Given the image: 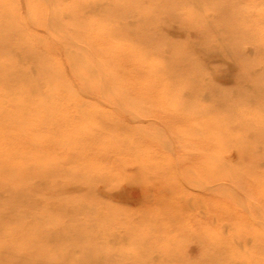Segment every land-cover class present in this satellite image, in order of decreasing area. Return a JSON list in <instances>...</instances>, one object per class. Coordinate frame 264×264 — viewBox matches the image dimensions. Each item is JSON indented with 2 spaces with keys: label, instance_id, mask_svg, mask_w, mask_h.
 Returning <instances> with one entry per match:
<instances>
[{
  "label": "rangeland",
  "instance_id": "374dc122",
  "mask_svg": "<svg viewBox=\"0 0 264 264\" xmlns=\"http://www.w3.org/2000/svg\"><path fill=\"white\" fill-rule=\"evenodd\" d=\"M21 1L0 0V98L34 139L0 161V264H264V0H31L140 59L141 92L67 77L62 106L40 60L61 41Z\"/></svg>",
  "mask_w": 264,
  "mask_h": 264
},
{
  "label": "bare ground",
  "instance_id": "6f19581e",
  "mask_svg": "<svg viewBox=\"0 0 264 264\" xmlns=\"http://www.w3.org/2000/svg\"><path fill=\"white\" fill-rule=\"evenodd\" d=\"M20 1L21 0H19V3H22V1ZM23 2H26L24 6L26 10H24L23 8V10L21 11H23L24 15L22 16L25 18V20L31 22L36 21L41 24H46L47 26L48 24H55V21L56 23L59 22V13L62 15L63 12L70 11V9L68 8L69 5L66 6L67 8L62 9L56 3L50 9V13L52 14L51 15L49 14V11L44 9H41L40 12L29 9L26 5H33L34 2L31 0H23ZM8 5H10V3H8ZM72 12L74 13L73 10ZM64 23L62 26L63 28H60L62 30L58 29V26L60 27V24L54 27L48 26V37H50L49 34L51 36L52 34L55 36L58 35V40L59 42L61 41V43L58 47H55L53 44L44 47V52L42 53V56H40V60L50 66V75L47 76V78H45V80H43L42 82V91L44 92L46 89V94L43 93V95L50 96V93L47 92L49 90L50 92L52 91L53 94H59V92H62L64 94V99H55L53 97L54 99L50 101V103H55L58 106H62L67 103L68 97L74 95V92H72L71 88L66 86V82H70L67 77H71V81L80 86H86L85 83L88 82L87 85L93 91L99 93L107 92L114 94L118 93V91L121 90L131 93H139L142 91V88H144L145 86L136 79L135 73L129 66L126 69L127 63H125L128 58V54L131 55L134 58L135 62L137 61V63L140 62V59L135 58L132 49L124 43L102 44L99 40H97L100 39V33H106V28L103 23H98L94 18H85L79 21L75 20L72 22L64 21ZM78 25L83 27L93 25L94 33H91L93 31L78 30ZM64 28L65 30H63ZM79 41L84 42L83 45L90 51L94 48L98 52L95 51V55L89 54L88 52L85 53L82 46H80ZM89 41L91 42V44H89ZM121 52H127V57L124 56ZM45 54L46 56H44ZM1 60L2 59H0V63L2 62ZM109 60L112 61V65L110 66L112 68L111 70L110 67H107V62ZM129 64H133V60H130ZM89 66H93L95 69L97 66L98 73L95 76H89V74H91ZM11 68L12 66L5 63V71L2 75V78L4 80L6 79V77H8V71H11ZM66 71H68V74L64 73ZM111 73H115L116 78L110 77L112 76ZM92 77H95L93 78V81L88 80ZM109 78H111V80L113 79L110 83L111 86L108 85L110 82ZM0 95L3 94L0 93ZM23 110L24 107L20 103H11L0 98V161L4 160L1 159L2 155H5L6 153V155L12 154L20 147L29 149L31 141L34 139L33 128L25 123ZM42 119H44V116H36L37 121H41ZM25 134L28 137H25L24 139L22 137H24ZM17 214L20 220L23 219L24 214L21 211L17 212ZM250 219H252V217ZM5 230L6 231L4 233L3 239L11 237L14 232H18L20 229L14 227L8 229L5 228Z\"/></svg>",
  "mask_w": 264,
  "mask_h": 264
}]
</instances>
